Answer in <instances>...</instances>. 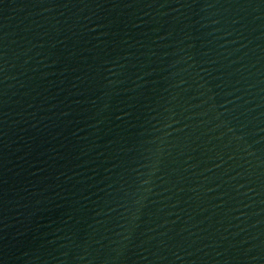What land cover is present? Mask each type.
<instances>
[{
  "label": "water",
  "instance_id": "water-1",
  "mask_svg": "<svg viewBox=\"0 0 264 264\" xmlns=\"http://www.w3.org/2000/svg\"><path fill=\"white\" fill-rule=\"evenodd\" d=\"M0 264H264V0H0Z\"/></svg>",
  "mask_w": 264,
  "mask_h": 264
}]
</instances>
